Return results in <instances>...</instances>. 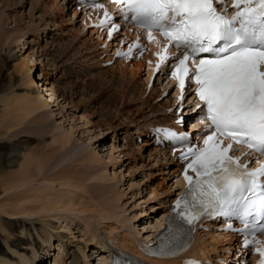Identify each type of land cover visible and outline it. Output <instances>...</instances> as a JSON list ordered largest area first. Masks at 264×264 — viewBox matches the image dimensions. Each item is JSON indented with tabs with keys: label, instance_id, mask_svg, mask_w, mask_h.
<instances>
[{
	"label": "rangeland",
	"instance_id": "374dc122",
	"mask_svg": "<svg viewBox=\"0 0 264 264\" xmlns=\"http://www.w3.org/2000/svg\"><path fill=\"white\" fill-rule=\"evenodd\" d=\"M3 1L10 2V10H0V13L4 11L3 14H1L2 20L4 21L5 19L7 21L6 23L8 25L5 26L4 29H6L9 34L14 33V23L12 24L11 20L13 17H18L20 22H17V25H21L22 28L25 27V24L29 23V29L26 30L28 35L27 39L32 36L30 31L33 27L35 30L38 28V30H36L38 31L37 33L40 32L37 37L35 36L33 39L29 40H32L30 42L31 44L36 42L35 47L38 48L39 45L43 47L46 41V48L48 51L39 52L37 50L34 54L31 76L36 81V85L32 86V90H39L43 104L49 106L48 113H53L54 116L48 121L47 128L38 131L41 132L38 133L36 132V123L38 120L32 119L28 116L25 117L24 112L17 111L16 109V102L25 94L30 93L28 89L29 87L24 85L25 78L22 79L21 75L16 71L19 61H21L25 55L24 52H30L31 49V44L30 46L29 44L24 45V41L26 40V37L23 35L24 30L22 31V34L20 33L21 35L15 36L22 40L16 38L18 41H15L17 42L14 41V43L8 44L9 40L3 49V52H0V264H21L19 256L25 258L30 257L31 251L39 252V246H45L35 233V229H38L39 226H42V228L47 230L51 228L49 231H51L52 235H55L58 232V234L63 236L66 235L67 238H69L70 241L65 244L64 248H61V250L63 249L64 254L74 251L79 256L81 249L86 246L85 255L88 257L87 261L90 262L89 264H98L101 258L96 257L93 254V251L97 248V246H95L96 240L101 239V232L103 231L101 227L104 224H110L113 228L120 227V229H114L113 233L125 229L127 231H137L139 234H142L144 230H149L153 225L149 223H153L155 219L157 217L160 218V214L163 213V205L167 202L166 199L173 193L174 180L171 175L163 174L166 172L163 169V165L160 164L159 166H154L155 161L154 163H148L149 159H147V156L149 151L144 149V154L142 152L143 155L141 156V153L138 152L139 150L137 149L139 145L135 146L132 143V148L134 147L133 149L136 151L135 156H122L123 154H121L120 151H122L121 149H124V147L121 140L126 138L123 133L126 131V126L129 125V123L124 121L123 118H118L117 116L113 120V125L121 124L122 127L115 128L112 131H104L107 126L106 122L108 117L112 118L115 114L112 108L118 97L114 88L111 86L108 87L104 82V86L102 87V82L97 83L99 82L97 78L91 80L93 75L96 74V71L84 76H76L75 74L78 75L81 71L80 67L86 72H89V70L86 66H81V59H83L82 55H78L75 58L76 53L71 51L73 48L71 49V47H68L67 51L64 49L65 53H61L62 56L60 54L58 58H55L58 56V53H60L58 47L55 46L59 45L64 48L63 44L66 39L64 42L58 41L55 38V34H58L55 32L57 30L52 31L51 29L54 28H52L51 24L49 26L44 25V27L39 25L36 26L39 24L38 17L42 15V13L37 10L40 6L39 2L35 8L34 5H32V2L36 0H19V6H13V3L17 2V0ZM54 3H57L54 5L55 7L58 6L61 1H54L53 4ZM30 4L32 5V8H35L32 16L30 14L28 15V13L31 12V7H29ZM15 6L16 8H14ZM54 7L52 8V11H59L61 14V16L58 14L56 21L59 23L60 20H63L65 11H61V8L55 9ZM14 10H17L18 14H15L13 12ZM48 14L51 15L49 12ZM29 17L31 19L28 21ZM26 20L28 22H26ZM23 21H25V23ZM42 27L43 29L40 30ZM70 28L75 31L74 27ZM50 34L55 35V37H53V39L48 38V35L50 36ZM28 47H30L29 50H27ZM63 56L69 60L63 65H60L61 62L57 59L62 57L61 59L64 60L65 58ZM69 56H72L71 60L68 58ZM61 70L64 71L63 74ZM73 72L75 74H73ZM52 73L56 75L54 76ZM60 75L62 78L59 79ZM66 75L69 77L67 78ZM127 77L129 76L127 75ZM52 83L56 85H54V90L58 89L56 92L61 96V98L58 96V100H62L58 101L57 98L56 101L55 99L50 101V98L47 100L44 91L50 94L51 92L49 90L51 88L48 89V86L52 85ZM82 85H86L84 87L85 89ZM99 89L102 90L99 91ZM102 100H104V102ZM22 105L23 104H19V107ZM82 115H89L92 124H88V122L82 118ZM93 123H102L104 127L102 126V132H100V134L104 132H106V134H103L101 138H97L98 129H95ZM129 129L130 132L133 131V128ZM70 130L73 133L72 138L73 140L76 139V142L70 144L67 147L68 149L66 148L65 150L58 151V145L52 140L53 133L69 132ZM88 151L92 152V154L94 153L100 161L102 160L101 164L104 166V171L102 173L103 178L106 179V181H103L105 184L103 182L101 183L110 188L109 195L106 194V196L110 198L113 197L114 203L112 202V208L102 201L98 196L99 193L91 194L88 192L95 189L90 187V184L95 181L81 182L78 179L81 174H84L85 170H81L82 167L79 165L72 167V158H75L76 154L79 155L84 152L87 153ZM112 151V157L114 159L113 165H111L112 161L110 163L108 161ZM10 152L15 154L8 160H3V156ZM28 156H33L35 158L34 161L30 162L26 167L34 174L37 172L35 168L36 165H42L38 175L32 180H29L25 186H21L17 182H11L9 180L10 178L20 177V179L23 180V176H27L23 175L21 172L23 171L22 165L26 160L25 158ZM69 167V174L63 178L66 179L65 181L61 180V178H53L54 174L61 170H67ZM61 181H63V184H61ZM65 201H67L68 205L70 204V211L72 213L75 212L74 214L70 215L69 213L67 214V212H64V209L67 207ZM42 203L49 204V206L56 208V210L46 212L47 207ZM13 206L18 210L11 215ZM29 209H34L31 210L33 212L40 210L41 213L34 216H28L31 212L28 211ZM111 210L115 213L112 220L104 221L98 219V215L105 214ZM124 219H130L131 226H122L121 222H123ZM98 220L101 223L100 225H98ZM8 221L13 223L19 221L24 222L29 226L31 225L30 233L32 234L31 239L34 242L33 245H22V248L24 249L16 246V243L18 242L22 244H25L26 242L25 240L20 241L17 239L18 237H23L24 239H26V237L25 235L19 236V230H16V227L12 223H10L9 226ZM32 228H34V230ZM90 231L96 233L97 239L94 240L90 238L88 233ZM70 233H72L75 238H73ZM131 233H128V236H130ZM5 238H8V241H6ZM209 241L210 239L208 238L207 242ZM211 242L214 244L213 241ZM57 245L56 240L52 239L51 247L48 251V253L51 254L42 258L41 256L44 254V252H42V254L38 256L41 257V262L38 264L51 263L53 258L57 257ZM207 248L210 249V246L207 245ZM46 249L47 247L45 250ZM216 249L217 251H221L219 245L216 246ZM102 253L103 255L106 254V250ZM60 254H58V256H60ZM70 259L71 255L63 257L65 263L68 262V264ZM31 260L32 259H30L27 264H31ZM83 260L84 258L80 254V262L82 264H84Z\"/></svg>",
	"mask_w": 264,
	"mask_h": 264
},
{
	"label": "snow or ice",
	"instance_id": "6c2138e0",
	"mask_svg": "<svg viewBox=\"0 0 264 264\" xmlns=\"http://www.w3.org/2000/svg\"><path fill=\"white\" fill-rule=\"evenodd\" d=\"M113 2L123 3V18L148 30L149 39L152 30L158 29L180 50L182 58L173 55L172 59L177 62L173 74L182 89L180 73L188 72L186 61L199 59L189 78L198 85L196 94L206 107L209 129L264 155V0H232L231 15L228 0ZM111 27L119 30L114 24ZM210 141L212 135L206 133L205 148L193 151L189 147L183 157L192 158L187 168L197 179L185 173L188 188L181 197L185 207L178 215L192 224L211 210L239 220L244 225L241 234L264 235V165L249 171L228 154L232 144L223 147L222 140ZM249 243L244 241L245 246ZM260 251L264 257V250Z\"/></svg>",
	"mask_w": 264,
	"mask_h": 264
},
{
	"label": "bare ground",
	"instance_id": "6f19581e",
	"mask_svg": "<svg viewBox=\"0 0 264 264\" xmlns=\"http://www.w3.org/2000/svg\"><path fill=\"white\" fill-rule=\"evenodd\" d=\"M18 1L19 0H17V2H15L16 4L13 3V6L14 5H16V6L18 5L19 6V2ZM54 1H58V0H36V1L32 2L33 3L32 5H34V7L36 8L37 3L39 2L40 6H39V8L37 10H39L40 13H42V15H40L38 17V19H39L38 23L39 24H37L36 26L39 25V26H43L44 27V25L45 26H47V25L49 26L51 24L53 26V28H54V29H51V30L52 31L53 30H57L55 32H57L58 34H55L56 37H55V35L50 34V36L48 35V38L53 39V37H55L56 39H58V38L66 39L65 43L63 44L64 48L62 46H59V45L55 46V47H58V49L60 50V53H58V56L55 57V58H58L61 53L62 54L65 53L64 49L67 51V48L71 47V49L73 48L71 51L73 53H76V55L74 54L75 58L78 55H82V58H83V59H81L82 64L88 62L89 64H91V66L95 65V64H98V66H100L102 61H104V60H99V57L101 56V54L107 53L108 48H105L103 50V52H101V53H97V43H96V41L94 42L93 37L80 36L76 29L74 31L65 22V20H64L65 16L63 17V20H60L59 23H57L56 21H57V18H58V14H60V13H59V11H57V12L56 11H52L53 10L52 8L54 7V5L57 4V3L53 4ZM59 1H61V3H59V4H61V11L64 10L66 12L65 8L69 10V6H70L71 0H59ZM9 3H10L9 1H3V0L1 1L0 0V10L1 9L4 10V11L6 9L10 10L9 9L10 8V4ZM32 5L30 4L29 7H31ZM16 6L14 8H16ZM35 8L31 7L30 8L31 12L28 13V15L30 14L32 16V13L35 10ZM4 11H2V13H0V52H3V49L5 48V46H6V44H7V42L9 40L10 41H9L8 44H12V43H14L15 40L21 39V38L15 37V36L16 35H21L22 31H24V30L25 31L23 32V35L26 37V40L24 41V45L25 44H29V46H30V44H31L30 42L32 40L31 41H29V40L33 39L35 36L37 37L38 34L40 33V32L37 33L38 31H36V30H38V28L35 30V28L33 27V29L30 31L32 33V36L27 39L28 35H27V31L26 30L29 29L28 28V26H29L28 24L29 23L25 24L24 25L25 27L22 28L21 25H17V22H20L18 17H13V19L11 21H12V24L14 23V29L12 28L14 30V33L13 34H9L6 31V29H4V27L8 25L6 23L7 21L5 19H4V21L2 20V15L1 14H3ZM51 11H52V13H51ZM13 12L16 14L17 10H14ZM48 12L51 15H49ZM59 16H61V14ZM30 17H29L28 21L31 19ZM28 21L26 20V22H28ZM23 22L25 23V21H23ZM20 24H22V23H20ZM43 27L40 30H42ZM51 30H49V31H51ZM39 40H40V38H39ZM59 40H61V39H59ZM17 41H15V42H17ZM73 41L75 42V44H73ZM35 43L36 42H33L31 44L30 52L29 51L24 52L25 55H24L22 60L20 59L21 60V61H19L20 64L18 63V66L16 68L17 73H19L21 75L22 79L25 78V80H24L25 84L24 85L29 87L28 89H29L30 93L29 94H25L19 101L16 102L15 106L17 107L16 108L17 111L24 112L25 117L28 116V117H30L32 119H37L38 120V122L36 123L37 124L36 132H38L40 130H43V129L47 128V125L49 123L48 121L54 115H53V113L52 114H50V112L48 113V110H49L48 107L49 106L43 104L42 96H40L39 90L38 89L32 90V88H33L32 86L36 85L35 84L36 81L31 76V72L33 70L32 63L34 61V56H35L34 54H35V52L37 50L39 52H47L48 51V49L46 48V46H47L46 41H45V43H44L45 45L43 47L39 45L38 48L35 47ZM29 48L30 47H28L27 50H29ZM62 48H63V50H62ZM62 54H61V56H62ZM42 55H44V54H42ZM63 57L65 58V56H63ZM61 58L57 59L58 61L61 62L60 65H63L64 63L67 62V60H69V59H66V58L64 60H62ZM68 58H70V60H71L72 56H69ZM73 59H74V57H73ZM58 61H56V62H58ZM78 61H80V60H78ZM117 65L119 66L118 68H111L110 67V68L104 69L101 66L98 67L99 70L96 71V74L93 75V78L91 80H94L95 78H97L98 81H99L97 83H101L102 82V85H101L102 87L104 86L103 82L108 87L111 86L112 88H114V90L116 92V95L118 97L114 107L112 108L114 110L115 114H114V116L112 118L108 117L107 122H106L107 126H106V129H104V131H108V130L112 131L115 128L122 127L121 124L120 125H115V126L113 125L114 124L113 120L117 116H118V118H123L124 121L129 123V125H132V124L136 125L135 129H134V132H130L128 129H126V131H124V133H123L124 137H126L127 139L123 137L124 139H122V140H124L126 142V146H123L124 149H121L122 151H120V153L123 154L122 156H129V157L132 156L133 157L136 154V151L133 149L134 147L132 148L133 135H136L138 137L141 136V135L147 136V130L149 129V127H151L152 125H154L155 123H158L160 121H170L171 120L170 119V115H168V114H166L164 112L165 111V106L169 105V100L157 101V99L159 98L160 94H158V93L154 94V92H152V91L149 93L148 96L144 97V84H142V81L139 80V78L141 76V73H140L141 72V67H142L141 63H136L132 67L123 66L121 63H118ZM80 69H81V71L78 73L79 76L80 75L84 76V75H87L88 73H93L92 71L86 72L81 67H80ZM61 72L64 73V71H62V70H61ZM127 73L130 74L129 77H127ZM28 74H30V75H28ZM73 74H75V73L73 72ZM75 75L78 76L77 74H75ZM60 78H62V77L60 76L59 79ZM92 82H94V81H92ZM54 85L55 84L52 83V87L49 90L51 92L49 94L50 101L53 100V99H55V101H56V98L58 100V96H59V98H61L60 94L58 95V93L56 92L58 89L54 90V88H55ZM82 86L84 88L86 85L85 86L82 85ZM101 86H99V87H101ZM38 87H39V85H38ZM88 87H90V86H88ZM102 89H99V91L102 90ZM111 95H113V94H111ZM60 100H62V99H60ZM60 100H58V101H60ZM102 101L104 102V100H102ZM19 104H23V105L19 107ZM57 106H58V104H57ZM148 115L151 118H149ZM82 116H83L82 118L85 119L88 122V124H92V122H90L91 119H90L89 115H87V116L82 115ZM93 126L95 127V129L96 128L98 129V131H97L98 135L96 136L97 138H101L103 134H106V132L100 134V132H102V126L104 127V125H102V123H100V124L99 123H93ZM38 133H41V132H38ZM72 135H73V133H72L71 130L69 132H58V133L54 132L53 133L52 140H53L54 143H56L58 145V148H57L58 151L65 150L70 144H73V143L76 142V139L73 140ZM77 142H78V140H77ZM84 144H82V145H84ZM151 146H152V142L147 141L145 139L144 142H142L139 145V147H137V149L139 150L138 152L141 153V156L144 154V152H143L144 149L146 151H149L148 152V156H147V159H149L148 163L149 162H153L154 163V161H155L154 166L155 165L159 166L161 164V163H159V160H160V157H161L163 159V164H166L167 166H169V165L172 166L170 168V170H168V173L171 174V175L176 174V172H177V164L173 160H170L168 158V155L165 152L157 151V149H153V151H151L150 150V149H152ZM75 147H77V146H75ZM142 152H143V154H142ZM112 153H113V151L110 153L111 155L109 156V160H108L109 163L112 161L111 165H113V163H114L113 162L114 159L112 157L113 156ZM14 154L15 153H13V152L12 153L11 152L10 153H6L5 156H3L2 159L6 161L9 158H11ZM25 159L26 160H25V162L22 165L23 171L21 173L23 175H27V176H23V180H21L20 177H13V178L9 179L11 182H13V183L17 182L21 186L27 185L28 181L32 180L36 175H38L39 171L42 168V165H40V164L36 165L35 168H36L37 172L34 174L30 169H28L26 167H27V165L30 162H33L35 158L33 156H28ZM101 161L94 153L92 154V152L88 151L87 153L84 152V153L79 154V155L76 154L75 158H72V164H73L72 167H74L75 165H79L80 167H82L81 170H85L84 174H81V176H79L78 179L81 182H83V181L84 182H88V181H92V180L95 181L94 183L90 184V187H93L96 190L92 189V190H90L88 192L91 193V194L99 193L98 196L102 199V201H104L105 203H107L109 205V207H111L112 202L114 203V199H113V197L111 195L110 196L112 198L106 196V194H108L110 192L109 191L110 188L108 186L104 185L105 183L103 181H106V179L103 178V173L102 172L104 171V166L101 164ZM143 166H145V165H143ZM141 168H142V166H141ZM69 171H70V167L67 170H61L60 172H57L56 174H54L53 178H61V180L65 181L66 179H63V178L66 175L69 174ZM163 174H167V172H165ZM5 179H6V177H5ZM5 181H7V180H5ZM63 181H61L62 182L61 184H63ZM101 182H103L104 184H102ZM177 185H178V183H176V186ZM6 186H4V187H6ZM9 186H10V183H9ZM42 204L45 207H47V211L46 212H52V211L56 210V208H52L51 206H49V204L48 205L45 204V203H42ZM65 204L67 205V207L64 209V212H67V214L69 213L70 215L74 214L75 212L72 213L70 211V204L68 205L67 201H65ZM16 210H18V209L15 206H13V210H12L11 215L14 214L16 212ZM31 210H34V209H29L28 211H31ZM96 212H95V215H96ZM40 213H41L40 210L36 211V212L31 211L28 214V216H34V215H38ZM166 213H167V210L164 211V213H162V218H164ZM144 214H146V213H144ZM98 216H99V218H98ZM98 216H97L98 219H102L104 221H109V220H112V218L115 216V213L111 210L109 212H106L105 214H102V215L100 214ZM8 223H9V226H10V223H12L16 227V230H19V232H18L19 236H24L25 235V237H26V239H24L23 237H18L17 239H19L20 241H24L25 240L26 242H25V244H22V243L18 242V243H16V246H18L21 249H24V248H22V245H26V246L33 245L34 242L31 239L32 234L30 233V228L32 227L31 225L29 226L28 224H26L24 222H19V221L18 222H14V223L11 222V221H8ZM100 224L101 223L98 220V225H100ZM121 225L122 226H126V225L127 226H131V220L130 219H128V220L124 219V221L121 222ZM160 226H161V220L158 221L157 224L154 226V231H156ZM101 228L103 229V231H102L103 233L101 232V239L96 240L95 246H97V248L94 249V251L92 250L94 252L93 254L96 257H100L101 258L102 262L99 261L100 264H104L106 262V260H107L106 258H108V256H110V254L113 251L112 249H113L114 246H117L119 248L121 247L122 249H126L128 251L136 253V247L139 244L141 237H143V235H144V234H142V235L139 234L137 231H135V232L127 231L125 229L122 230V231L119 230L120 232L113 233L114 229L115 230L116 229H120V227L113 228L110 224L109 225L104 224ZM32 229L34 230V228H32ZM49 229L51 230V228H49ZM49 229L48 230L44 229V228H42V226H39L38 229H35L37 231V232L35 231V233L37 234V237L39 238V240L42 242L43 245L45 244V246H42V245L39 246V252L40 253L37 252V251L36 252L31 251L30 257H25L24 258L22 256H19V258L21 260V264H27V262L30 259H32L30 261L31 264H38L39 262H41V259H40L41 257L43 258L44 256H49L51 253H48V251H49V249L51 247V240L52 239H55L56 243L58 244L57 247H56V249L58 248L57 249L58 250V254L61 253L60 256H58V254H57V257L53 258V260H52L53 264H68V262L65 263V261L63 260V257L64 256H68V255L69 256L71 255V259L69 260V264H72V263L73 264H82L80 262V254L84 258V260H83L84 264H89L90 263L89 261H87L88 257L85 255L86 246L83 249H81L79 256L74 251L64 254L63 253V249L61 250V248H64L65 244L68 241H70L69 238H67L66 235L63 236L61 234H58V232H57V234L52 235V233H51V231H49ZM88 233H89V236H90L91 239H94V240L97 239L96 233H94L92 231H90ZM128 233H131L130 236H128ZM214 234L215 233L208 232V233L202 234V236L201 235L196 236V238L193 241V245H192V247H191V249L189 251V254L194 256V257H208L210 254H214L215 253V251L217 250L216 246H218L219 243H221V244L225 243L224 246H228V247H231L233 245V240L234 239L231 238L230 236H221V235H217L216 234V236L218 237L217 238V237H215ZM70 235H72V237L75 238V236L72 233H70ZM146 237H149V236H146ZM208 238L210 239L209 242H207ZM5 239H6V241H8V238H5ZM211 241H213L214 244ZM207 245L210 246L211 250L208 249L209 247L207 248ZM46 247H47V249L45 250ZM102 250L103 251L106 250V254L103 255V253H102L103 251ZM226 250H228V248H226L225 251ZM42 252H44V254L41 257H38L39 255L42 254ZM215 255H217V254H215ZM49 264H51V263H49ZM158 264H178V263L175 260H171V261H159Z\"/></svg>",
	"mask_w": 264,
	"mask_h": 264
}]
</instances>
